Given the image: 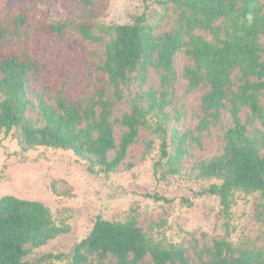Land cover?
<instances>
[{
	"label": "trees",
	"instance_id": "16d2710c",
	"mask_svg": "<svg viewBox=\"0 0 264 264\" xmlns=\"http://www.w3.org/2000/svg\"><path fill=\"white\" fill-rule=\"evenodd\" d=\"M80 1L87 10L80 14L79 31L85 39L102 42L93 27L104 0ZM162 4L167 10L172 5L177 14L169 31L157 33L146 14L132 23L101 27L109 39L100 69L114 87L115 100L106 97L104 86L97 88L96 96L72 100L66 94L64 58H58L49 75L44 55L18 42L29 8H20L11 20L0 17V132L21 128L29 146L71 150L88 162L90 172H113L128 158L141 128H150L149 117L170 119L166 107L171 100L166 97L176 92L175 60L184 53L187 92L203 90L201 115L195 128L183 133L173 130L175 150L170 153L164 141L161 158L167 159L168 174H182L190 142L202 149L204 136L229 115L223 151L192 165L197 178L222 180L200 195L219 196L228 213L235 191L264 194V0H164ZM67 27L66 21H57L39 28L49 36H62ZM152 70L161 91L149 88L132 101L129 112L113 117L115 103L123 97L121 86L138 81L143 87ZM31 80L43 88L37 105L28 94ZM46 96L55 102L49 103ZM30 106L38 109L41 123L28 116ZM117 126L122 128L119 141ZM156 129L165 131L161 121ZM67 232L69 227L56 224L45 203L0 197V264H42L28 259L32 250ZM195 255L191 257L183 245L152 243L136 217L122 222L99 216L90 233L75 245L71 264H264V246L241 248L224 238L195 249ZM62 257L49 253L42 259Z\"/></svg>",
	"mask_w": 264,
	"mask_h": 264
},
{
	"label": "rangeland",
	"instance_id": "374dc122",
	"mask_svg": "<svg viewBox=\"0 0 264 264\" xmlns=\"http://www.w3.org/2000/svg\"><path fill=\"white\" fill-rule=\"evenodd\" d=\"M162 1L104 0L93 27V32L104 38L102 42L85 39L79 31L80 14L87 10L80 0H0V17L11 20L20 8H29L30 16L18 42L44 55L49 75L58 58H64L66 94L72 100L96 96L97 88L103 86L106 97L115 100L114 87L100 69L105 42L109 39L101 27L132 23L136 16L146 14L147 22L156 26L157 33L169 31L175 27L177 14L172 5L165 9ZM57 21L68 23L62 36H49L39 28L43 23ZM197 33L203 31L197 30ZM205 35L210 37L208 33ZM187 62L184 53L176 56L179 72L176 92L166 97L171 100L166 107L170 119L164 122L156 116L149 117L150 128H141L128 158L113 172H90L88 162L71 150L29 146L21 128L0 132V197L14 195L41 201L50 208L56 224L69 227V232L34 248L28 259L42 260V264H71L75 245L90 233L99 216L122 222L136 217L152 243L183 245L191 257H196L195 249L211 245L214 239L224 238L241 248L264 246V194L235 191L227 213L219 196L200 195L203 189L214 183L221 184L222 180L197 178L192 171L195 161L223 151L224 129L231 124L229 115H224L223 123L204 136L202 149L190 142L182 174H168L167 159L161 158L164 141L170 153L175 150L173 130L177 128L183 133L195 128L201 115L203 90L187 92L182 73ZM149 88L161 91L154 70L143 87L138 81L121 86L123 97L115 103L113 117L129 112L132 101ZM41 92V83L31 80L28 94L35 105ZM45 98L49 103L55 102L54 98ZM27 114L42 122L36 107L30 106ZM159 121L165 131L156 129ZM121 132L122 128L117 126V141ZM129 162L131 168H128ZM49 253L63 254V257L43 260Z\"/></svg>",
	"mask_w": 264,
	"mask_h": 264
}]
</instances>
